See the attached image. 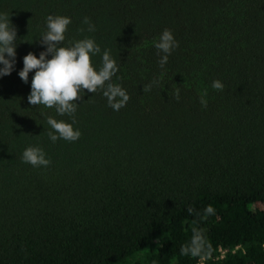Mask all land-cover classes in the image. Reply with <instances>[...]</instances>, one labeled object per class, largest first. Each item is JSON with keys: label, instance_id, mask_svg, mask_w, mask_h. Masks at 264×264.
Instances as JSON below:
<instances>
[{"label": "trees", "instance_id": "trees-1", "mask_svg": "<svg viewBox=\"0 0 264 264\" xmlns=\"http://www.w3.org/2000/svg\"><path fill=\"white\" fill-rule=\"evenodd\" d=\"M0 14L16 29L0 76V264H264V0H0ZM48 15L71 19L61 46L95 41L97 70L110 51L126 106L85 89L72 123L29 104L34 71L18 73L46 49ZM164 29L179 46L161 68ZM48 116L79 139L53 143ZM29 146L50 165L23 162ZM193 226L207 259L180 255Z\"/></svg>", "mask_w": 264, "mask_h": 264}, {"label": "clouds", "instance_id": "clouds-1", "mask_svg": "<svg viewBox=\"0 0 264 264\" xmlns=\"http://www.w3.org/2000/svg\"><path fill=\"white\" fill-rule=\"evenodd\" d=\"M70 23L71 19L67 16L48 15L46 30L40 40L42 44L46 45V49L40 52L39 57L32 52H28L23 57V68L18 73L20 79L27 83L29 72L34 71L30 94L27 97L29 104L55 108L58 115L67 114L72 117V123H75L77 110L75 102L81 98V92L86 89L90 93H95L101 89L107 98L108 106L119 111L126 106L130 97L119 84L110 82L118 71L115 59L110 55V51L105 49L102 53V66L97 70L92 64V54H100L101 48L93 39L86 37L71 41L69 46H61ZM83 23L88 24L89 32L95 31V26L90 23L89 18L85 17ZM15 41L16 29L11 25L9 16L0 14V64L3 65L0 67V76L9 75L14 68ZM178 46V42L168 29H164L159 40L154 41V47L158 50V54L163 53L158 61L161 68L167 63L171 52ZM49 54L51 57L46 58ZM211 87L219 91L224 89L223 83L219 80H213ZM142 90L150 91L151 85H144ZM206 95L205 91L199 98L201 105L205 108L207 107ZM173 98L179 101V89H176ZM72 123L48 116L47 124L51 128V131L48 132L49 139L53 143L58 139L78 140L81 132L78 129L74 130ZM21 160L33 167H47L51 163L50 159L46 158L44 151L36 146L25 148ZM187 211L192 214L195 210L189 206ZM214 211L212 205L209 204L205 207L203 214L206 217L213 214ZM191 231L190 241L180 247V255L192 258H209L212 248L204 236V230L193 226Z\"/></svg>", "mask_w": 264, "mask_h": 264}, {"label": "built area", "instance_id": "built-area-1", "mask_svg": "<svg viewBox=\"0 0 264 264\" xmlns=\"http://www.w3.org/2000/svg\"><path fill=\"white\" fill-rule=\"evenodd\" d=\"M223 254V250H220V256Z\"/></svg>", "mask_w": 264, "mask_h": 264}]
</instances>
